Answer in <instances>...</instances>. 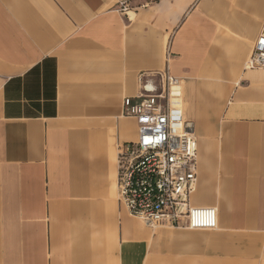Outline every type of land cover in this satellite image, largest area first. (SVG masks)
<instances>
[{
  "label": "crops",
  "instance_id": "0c3cea01",
  "mask_svg": "<svg viewBox=\"0 0 264 264\" xmlns=\"http://www.w3.org/2000/svg\"><path fill=\"white\" fill-rule=\"evenodd\" d=\"M263 21L264 0H0V264H264V68L244 66ZM165 48L181 81H225L209 112L182 92L210 231L153 232L118 200L122 100Z\"/></svg>",
  "mask_w": 264,
  "mask_h": 264
},
{
  "label": "built area",
  "instance_id": "2783aa9c",
  "mask_svg": "<svg viewBox=\"0 0 264 264\" xmlns=\"http://www.w3.org/2000/svg\"><path fill=\"white\" fill-rule=\"evenodd\" d=\"M168 58L161 70L140 72L136 93L122 100L121 115L136 122L137 135L116 147L118 200L149 228L212 230L217 208L190 202L198 143L183 118L181 79L171 74ZM244 66L264 68V21Z\"/></svg>",
  "mask_w": 264,
  "mask_h": 264
},
{
  "label": "rangeland",
  "instance_id": "374dc122",
  "mask_svg": "<svg viewBox=\"0 0 264 264\" xmlns=\"http://www.w3.org/2000/svg\"><path fill=\"white\" fill-rule=\"evenodd\" d=\"M162 51H163V58L165 63V56L168 55L170 50L169 48L168 49L165 48ZM162 68L163 67H161L160 70ZM224 84L225 81L222 80H191L185 82L181 81L185 113L187 112V109H189V107L192 110H195L196 113H204V111L209 112L208 109H211V107L214 108L215 105L211 103L208 92L214 91L215 93L214 97L223 100L225 98L223 94L224 90H222ZM190 100L193 101L192 104ZM201 116L206 117L207 114H203ZM186 117H188L187 114ZM135 219H137V221H139L142 225L144 224L139 218L135 217ZM161 229L170 230L172 228L165 226H157L155 228H151V231L154 232L156 230H161ZM186 230H190V229H186ZM190 231H210V230H190Z\"/></svg>",
  "mask_w": 264,
  "mask_h": 264
}]
</instances>
